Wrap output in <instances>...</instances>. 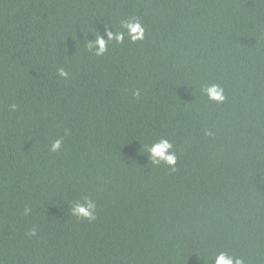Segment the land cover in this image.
Here are the masks:
<instances>
[{
	"label": "trees",
	"instance_id": "1",
	"mask_svg": "<svg viewBox=\"0 0 264 264\" xmlns=\"http://www.w3.org/2000/svg\"><path fill=\"white\" fill-rule=\"evenodd\" d=\"M106 28L124 40L96 56ZM161 138L174 172L147 153ZM86 196L91 222L71 215ZM221 251L264 264V0H0V264Z\"/></svg>",
	"mask_w": 264,
	"mask_h": 264
},
{
	"label": "clouds",
	"instance_id": "2",
	"mask_svg": "<svg viewBox=\"0 0 264 264\" xmlns=\"http://www.w3.org/2000/svg\"><path fill=\"white\" fill-rule=\"evenodd\" d=\"M129 39L132 42L137 40H142L144 38V28L137 19H128L122 22L121 25ZM125 32H115L108 28L105 29L104 36L97 35L93 40L88 41L87 47L92 50L94 55L101 56L107 51V44L109 41L115 40L117 43H122L124 40ZM57 73L61 78H67L69 73L64 68H58ZM204 93L207 95L208 99L216 102L217 104L223 103L226 100L224 94V88L216 83L206 85L203 88ZM134 95H139L137 91ZM16 104H10L9 110L15 111ZM205 135L211 136L213 133L211 131H206ZM62 138H58L51 143L50 151L58 152L61 148ZM172 143L166 139L161 138L157 142L152 143L147 148V153L151 159L153 165H159L161 162L169 166L170 171H175V165L177 161L176 153L172 150ZM96 203L93 199L89 197H84L83 203L73 202L71 207V215L77 218H83L89 222L96 219ZM30 211L29 208H25V213ZM30 235H35V229H32L29 233ZM214 264H245V261L240 257H235L229 255L226 252H219L212 258Z\"/></svg>",
	"mask_w": 264,
	"mask_h": 264
}]
</instances>
